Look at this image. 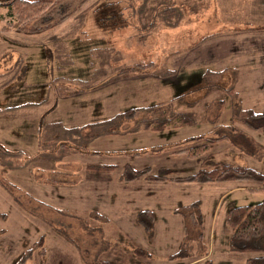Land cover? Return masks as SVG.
<instances>
[{"label":"rangeland","instance_id":"obj_1","mask_svg":"<svg viewBox=\"0 0 264 264\" xmlns=\"http://www.w3.org/2000/svg\"><path fill=\"white\" fill-rule=\"evenodd\" d=\"M82 1L61 0L47 10L34 25L68 18L39 33L14 30L0 5V264L17 262L41 235L46 253L34 251L24 264H180L167 256L185 233L194 256L208 253L196 264H246L261 255L227 249L226 215L259 202L264 190L225 195L215 210L235 183L119 177L126 163L154 174H194L201 162L182 152L185 140L222 135L228 139L209 143L211 164L264 172V135L239 119L241 109L264 112V0L253 2V12L245 0ZM167 6L181 11L177 25L168 24L174 18L166 19ZM136 64L147 66L123 72ZM160 102L195 113V122L150 131L137 126L151 111L122 116ZM104 164L114 169L86 168ZM92 180L105 182L106 193L91 194ZM192 202L200 203L201 227L173 213ZM145 209L154 212L151 234L135 219ZM135 247L150 256L136 255Z\"/></svg>","mask_w":264,"mask_h":264},{"label":"trees","instance_id":"obj_2","mask_svg":"<svg viewBox=\"0 0 264 264\" xmlns=\"http://www.w3.org/2000/svg\"><path fill=\"white\" fill-rule=\"evenodd\" d=\"M61 0H6L0 5L7 8L8 16L14 20L11 25L14 30L23 33H36L48 30L62 23L68 18V15L52 20L44 25H34L33 23L43 15L47 10L51 9ZM87 0H83L81 5ZM163 13L166 19L174 22H168L170 26L178 24L181 11L175 6H167ZM148 67L153 65L149 62ZM147 65L136 64L132 67H125L124 73H130L135 69L142 70ZM1 76V75H0ZM11 80V78L9 79ZM1 87V86H0ZM233 92V89H229ZM19 107V106H16ZM151 111L152 117L142 119L138 123L137 129H147L150 131H160L166 128H177L181 126L191 125L195 122L196 115L191 111H174L167 102H160L148 107L137 109L129 108L122 113L126 118L133 117L137 111ZM240 121L248 128L264 135V112L249 111L241 109L239 114ZM228 139L226 135L218 137L195 136L189 140H185V149L182 151L186 156L197 159L201 162L199 170L187 176H173L175 172L171 168L160 169L157 173H150L149 167L143 169H134L128 163L123 166L120 175L121 181H133L137 178H144L147 181H175V182H226V181H244L253 183L255 186L252 190H264V172L259 171L250 166L233 165L229 163L212 162V153L209 152V143L219 140ZM60 143V142H59ZM65 142L60 143V147L69 148ZM190 146L186 147V145ZM65 145V146H64ZM43 148V147H42ZM41 148V149H42ZM12 152L5 151L3 154L9 155ZM16 155L22 152L17 150ZM206 154L204 158H201ZM87 169L112 170L113 164L104 165H87ZM60 212V210H58ZM174 214H179L183 219L187 220L193 227H201L202 214L199 202H192L187 205H180L173 209ZM135 219L146 233L151 234L154 227V212L152 210H139ZM226 222L231 229L228 247L229 251L236 252H260L261 255L249 257L245 260L246 264H264V197L257 203L236 205L231 207L226 215ZM65 235V234H64ZM200 236V234L198 235ZM188 235L185 233L182 245L173 253L167 256L168 260L185 259L194 256L192 248L187 244ZM44 255L46 249L44 246V236L41 235L31 247L27 248L14 264H24L26 260L32 257L33 252ZM134 253L139 256L149 257L148 250L142 247H135ZM206 253L199 255L203 256ZM207 261H209L207 259ZM92 264H112L111 261L102 258H95Z\"/></svg>","mask_w":264,"mask_h":264},{"label":"crops","instance_id":"obj_3","mask_svg":"<svg viewBox=\"0 0 264 264\" xmlns=\"http://www.w3.org/2000/svg\"><path fill=\"white\" fill-rule=\"evenodd\" d=\"M247 1V5H246V8L248 11H254V4L253 2L255 0H245ZM234 10H231V13L234 14ZM241 13H243V10L240 11V13L238 12V15H240ZM237 14V13H236ZM239 17H242L241 15ZM234 19V18H233ZM234 26H236V28H238V20L234 19ZM243 26L241 25V27H239L240 31H245V32H250L251 29L249 28H242ZM235 30H238V29H235ZM256 112H261V111H256ZM259 133V132H258ZM110 133L108 132L107 134H104V135H109ZM113 134V133H112ZM104 135H101L104 136ZM225 140V139H224ZM257 144H259L255 139H253V142L250 143V146L251 145H254V146H257ZM254 151L252 150L250 153V155H254L253 153ZM95 153V152H94ZM97 153V152H96ZM234 153V152H232ZM138 179V178H137ZM136 180V179H135ZM134 181V180H133ZM124 182H132V181H124ZM157 182H167V181H157ZM169 182V181H168ZM242 182L244 181H226V182H218V183H225L227 185H230L231 183H235L233 186H229L228 188H226L223 193L221 195H219L218 199L216 200V204H215V210L217 209L218 207V204L220 202V200L222 199L223 196H228L230 195L231 193L233 192H236V191H240V190H244V189H251L253 188V185H250V186H243L242 185ZM91 184L87 185V189H89V192L92 194L93 192H96V190H102L103 192L106 193V190H107V186H105V182H101L99 183V180H92L90 181ZM183 183V182H182ZM187 183V182H185ZM217 183V182H216ZM230 183V184H229ZM240 183V184H238ZM99 186V187H98ZM137 213V212H136ZM136 215V214H135ZM137 222V221H136ZM208 256V253H206V255H203V256H192V257H189V258H185V259H179L178 261H180L181 263L180 264H196L198 262H202V261H205L206 260V257ZM170 263H173V260H170Z\"/></svg>","mask_w":264,"mask_h":264}]
</instances>
